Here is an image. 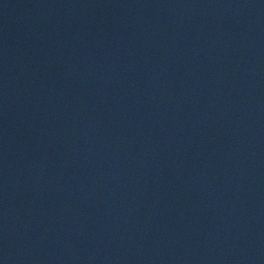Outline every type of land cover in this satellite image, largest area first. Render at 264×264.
Instances as JSON below:
<instances>
[{
  "label": "water",
  "instance_id": "water-1",
  "mask_svg": "<svg viewBox=\"0 0 264 264\" xmlns=\"http://www.w3.org/2000/svg\"><path fill=\"white\" fill-rule=\"evenodd\" d=\"M0 264H264V0H0Z\"/></svg>",
  "mask_w": 264,
  "mask_h": 264
}]
</instances>
